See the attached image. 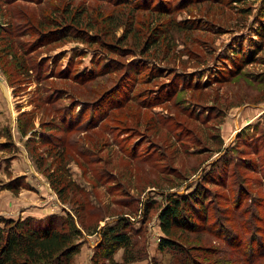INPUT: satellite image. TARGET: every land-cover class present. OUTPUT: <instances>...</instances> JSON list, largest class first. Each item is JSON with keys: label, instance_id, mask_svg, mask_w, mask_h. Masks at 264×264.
<instances>
[{"label": "rangeland", "instance_id": "rangeland-1", "mask_svg": "<svg viewBox=\"0 0 264 264\" xmlns=\"http://www.w3.org/2000/svg\"><path fill=\"white\" fill-rule=\"evenodd\" d=\"M164 1L0 0V216L44 217L46 186L85 233L72 264L151 198L148 254L128 264H173L158 213L196 188L208 220L174 236L203 263L246 264L223 230L249 210L264 229V0Z\"/></svg>", "mask_w": 264, "mask_h": 264}, {"label": "trees", "instance_id": "trees-1", "mask_svg": "<svg viewBox=\"0 0 264 264\" xmlns=\"http://www.w3.org/2000/svg\"><path fill=\"white\" fill-rule=\"evenodd\" d=\"M142 1H146L147 4L150 2L155 7L167 4L164 0ZM258 22H260L259 19ZM157 37L155 35L158 40ZM230 52L231 54L228 55L231 61L235 60V56L240 53L237 48H232ZM242 52L241 55L245 61L253 57V54ZM140 63L142 66L145 64ZM140 68L138 65L136 72ZM224 71L222 77L235 72L234 70ZM131 79V76H128L125 83L126 88L132 83ZM195 84L201 85L200 82ZM168 87L170 90L174 89L170 85ZM158 94L160 91L154 95ZM241 134L245 135L244 127L241 129ZM6 187L13 191L20 190L19 187L16 188L11 184ZM54 187L61 198L62 188ZM74 188L87 190L84 186H74ZM203 197V191L198 188L184 196H171L158 213L160 228L164 233L160 237L158 249L171 252L174 257L173 264H208L203 263L193 254V248L174 236L177 229L197 231L206 223L209 213ZM144 205L143 215L146 218L140 221L139 226H135L129 217L122 215L105 223L96 231L99 232L100 240L94 250L92 264H128L146 258L148 237L145 222L151 208L156 205V201L151 198ZM253 210L248 211V218L239 222L236 230L233 228L231 231L223 230V240L244 257L246 264H264L262 262L264 260V229L255 224L256 218L260 216H255ZM62 212L50 213L40 218L26 216L15 219L0 216V264H72L73 258L80 251L82 245L80 239L85 233L77 223V216L68 211L66 215L64 211ZM40 224L43 227H39ZM137 244H139L138 248H136ZM120 249H122V259L118 260L115 254ZM209 250L215 252L217 249L209 248Z\"/></svg>", "mask_w": 264, "mask_h": 264}, {"label": "crops", "instance_id": "crops-1", "mask_svg": "<svg viewBox=\"0 0 264 264\" xmlns=\"http://www.w3.org/2000/svg\"><path fill=\"white\" fill-rule=\"evenodd\" d=\"M259 113H257V112H255L254 114H251L250 116H251V118H255L257 115H258ZM249 116V117H250ZM251 118H250V120H251ZM250 120H247L246 122H242V123H240V121L239 120H236V126H238L239 125V123H240V125L239 126H242V125H245V124H247V123H249L250 122ZM42 188H44V191H41L42 193H44V195L46 194L47 196H50V197H52V200L50 201V199H47V198H41L42 199V201L44 202V204L43 205H41L40 204V207H39V205L38 206H36L37 207V209L40 211L39 212V214H40V216H45V215H47V214H50V213H53V212H58V210H60L61 209V207H64V205L60 202V201H58V200H53V198L55 197H53L48 191H47V188H46V186H41ZM36 196H34V195H31V199L33 200V198H35ZM38 198H40V197H36L35 198V200L36 199H38ZM39 202V201H38ZM34 203V202H33ZM31 206H35V205H33L32 203L30 204V203H28V204H25V206H24V208H22L23 210L25 209H27V211H29V209H30V207ZM63 210V209H62ZM96 234H94V235H92V236H95ZM89 236H91V235H88V237ZM119 252V251H118Z\"/></svg>", "mask_w": 264, "mask_h": 264}]
</instances>
